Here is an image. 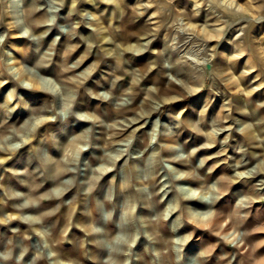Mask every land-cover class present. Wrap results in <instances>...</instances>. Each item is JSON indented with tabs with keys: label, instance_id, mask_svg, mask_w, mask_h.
Returning a JSON list of instances; mask_svg holds the SVG:
<instances>
[{
	"label": "clouds",
	"instance_id": "obj_1",
	"mask_svg": "<svg viewBox=\"0 0 264 264\" xmlns=\"http://www.w3.org/2000/svg\"><path fill=\"white\" fill-rule=\"evenodd\" d=\"M260 204L264 0H0V264H264Z\"/></svg>",
	"mask_w": 264,
	"mask_h": 264
},
{
	"label": "rangeland",
	"instance_id": "obj_2",
	"mask_svg": "<svg viewBox=\"0 0 264 264\" xmlns=\"http://www.w3.org/2000/svg\"><path fill=\"white\" fill-rule=\"evenodd\" d=\"M129 2H131V0H129ZM84 7H88V8H91V5H84ZM102 8L105 7V6H101ZM147 17H144L141 19V21L139 23H143L144 20H146ZM136 26L133 25L132 28H135ZM154 47H159V41H156L153 45ZM89 62H86L85 65L82 66V68L80 70H83L84 67H87V64ZM259 95V94H258ZM219 171V170H218ZM256 208H259L260 209V212L259 214L257 215L256 213H254L253 217L250 218L249 222H248V225L251 226L257 222H261V221H264V204H260V205H256L255 206ZM251 239L255 240V239H264V234H258L254 237H252ZM224 246L222 245V248ZM225 251H232L231 249H226L225 248ZM217 254H220V249L217 250ZM259 254H264V249H261L260 250V253ZM239 259V258H238Z\"/></svg>",
	"mask_w": 264,
	"mask_h": 264
}]
</instances>
